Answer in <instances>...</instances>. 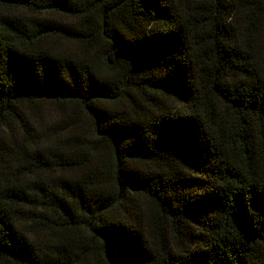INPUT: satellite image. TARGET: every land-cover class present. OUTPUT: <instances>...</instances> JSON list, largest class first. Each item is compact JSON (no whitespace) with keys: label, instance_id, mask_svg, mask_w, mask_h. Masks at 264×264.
Here are the masks:
<instances>
[{"label":"trees","instance_id":"16d2710c","mask_svg":"<svg viewBox=\"0 0 264 264\" xmlns=\"http://www.w3.org/2000/svg\"><path fill=\"white\" fill-rule=\"evenodd\" d=\"M0 264H264V0H0Z\"/></svg>","mask_w":264,"mask_h":264}]
</instances>
